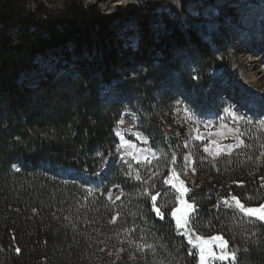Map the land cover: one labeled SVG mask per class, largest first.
<instances>
[{"label": "trees", "instance_id": "16d2710c", "mask_svg": "<svg viewBox=\"0 0 264 264\" xmlns=\"http://www.w3.org/2000/svg\"><path fill=\"white\" fill-rule=\"evenodd\" d=\"M46 1L0 0V264H197V254L189 255L196 252L170 218L171 208L159 203L158 190L134 182L122 159L108 164L107 159L117 143L113 127L124 102L138 100L149 111L158 99L159 110L170 111L172 100L161 83L166 71H181L174 50L186 47L198 76L204 68V86L218 50L191 22L181 24L183 9L170 7L171 18L155 13L157 5H170L166 1L118 6L111 13L97 6L100 0H63L51 7ZM187 1L205 21L202 8L214 0ZM129 19L137 27L134 46L112 27ZM209 34L219 48L220 24ZM37 57L52 67L37 63ZM120 79L123 98H107V86ZM156 124L166 134L168 124L176 123L168 118ZM245 133L246 147L228 158L236 167L227 158L205 166L195 155L198 194L186 201L195 205L204 228L216 226L203 235L221 236L227 252H233V238L246 241L235 261L213 264H264V223L226 224L230 220L218 203L219 195L264 192V134ZM253 145V155L260 154L256 170L244 161ZM80 171L93 180L101 175V188L83 189ZM115 184L122 194L111 201L107 193ZM156 194L163 220L152 211Z\"/></svg>", "mask_w": 264, "mask_h": 264}, {"label": "rangeland", "instance_id": "374dc122", "mask_svg": "<svg viewBox=\"0 0 264 264\" xmlns=\"http://www.w3.org/2000/svg\"><path fill=\"white\" fill-rule=\"evenodd\" d=\"M62 1L47 0L46 2L53 6ZM82 1L85 4H91L98 0ZM163 1L170 5L163 8L157 5L155 13L165 12L171 18L173 12L170 7H175L178 11L183 9L179 19L181 24L191 22L192 29L199 37L218 50L215 54L216 61L207 74L208 79L204 86L202 82V78L205 76L204 68L197 70L201 75L198 76L194 72V58L186 50V47L174 50V55L181 62V71H166L167 76L161 83V87L169 92V98L172 100V103L169 104L170 111L167 108L159 110L158 99L154 101L149 111L140 108L138 100L130 104L124 102V110L119 120L124 113H131L135 117V123L133 121L131 124L120 125L117 120L113 127V135L117 139V143L114 152L107 159V164L114 161L115 158L122 159L124 163H127L134 182L144 184V189L149 187L158 190L160 193L159 203L163 208H171L169 210L171 213L173 208L180 206L176 200L178 193L171 184L164 183L165 178H170L172 184L183 183V186L188 189L183 197L187 202L186 198L193 199L198 194L193 193V189L197 186V170L194 164L196 154L202 157L205 166L225 158L228 160L238 150L246 147L245 132L259 130L264 134V124L261 123L264 122V32L262 31L264 28V0H250V2L240 0L243 3L240 7H236L239 0H226L225 3L219 4L218 9L212 7L215 6L214 4L208 8L203 6L201 13L206 18L205 21L199 20L196 6L187 0H100L97 4L105 13H111L118 6ZM155 16L157 15L155 14ZM132 21L134 20L117 21L112 24V27L120 39L134 46L137 39V27ZM218 24L223 30L219 48L210 43L209 34L215 30ZM56 58H58L57 55ZM60 59L62 60V58ZM36 61L42 66H46L45 68L53 65L52 62L47 65L42 64L41 57H37ZM52 61L54 60L52 59ZM62 63L64 61H61ZM156 65H160V63L157 62ZM193 76H197V79L194 80ZM123 80L120 79L116 84L107 86V98L112 97V94L116 99L123 98L124 87L118 84ZM256 101L261 104V108L257 110L253 109ZM188 108L192 111L186 112L185 109ZM239 116L244 119H236ZM167 117L178 126H183L185 135L181 134L176 124H174L175 126L168 124L166 134L160 131L156 123L161 120L166 121ZM119 130L127 141L134 144L135 148L132 152L116 149L119 144V135H117ZM189 139H191L190 144L186 146ZM255 147L253 145L245 153L243 152L247 156L244 161L249 164L248 167L252 170H256L255 165L259 166L260 162V154L253 155ZM261 153L264 154V147ZM228 161L226 164L232 165V167L237 166V161ZM66 170L74 173L71 168H66ZM137 174L140 179L136 178ZM64 176L66 177L65 174ZM77 176L80 177L77 179L82 183L83 189L101 188V175L93 180L90 179L87 172L80 171ZM121 194L122 187L115 184L109 189L107 197L113 201ZM231 197L233 196L230 194L218 196L219 206L224 211L222 217L230 220L226 224L244 225L260 221L256 217L246 216L242 213ZM237 199L246 208H258L264 204V192L249 194ZM225 201L228 203L225 204ZM189 216V226L193 233L194 243L196 242L195 236H200L205 240L219 236L216 234L203 235L202 231L212 232L216 226L211 228L208 224L204 225V228L198 220L196 211L189 210ZM170 218L175 221L171 215ZM232 241L233 252L245 247L246 241L242 236L233 238ZM218 243L219 241H212V249L219 255ZM191 247L193 248L192 245ZM193 249L198 256V249ZM217 261L219 260H213L211 264Z\"/></svg>", "mask_w": 264, "mask_h": 264}, {"label": "snow or ice", "instance_id": "6c2138e0", "mask_svg": "<svg viewBox=\"0 0 264 264\" xmlns=\"http://www.w3.org/2000/svg\"><path fill=\"white\" fill-rule=\"evenodd\" d=\"M194 80L197 79V76L192 77ZM179 103V102H178ZM186 112H191L192 110L190 108L185 109ZM238 120H243L244 117L239 116L236 117ZM251 123V121H248ZM122 123V121H121ZM264 124V122H261ZM117 135H120L117 133ZM207 151V149H205ZM13 167H16L13 165ZM19 170V169H17ZM137 179H140L139 174H137ZM165 184H171V186L176 190V193L178 195L176 196V200L179 203L178 208H173L170 215L175 219L176 228L178 234L185 236V238L188 240V243L193 246V248L198 249V264H211V261L213 260H219V261H227L231 259L232 261L236 260V253L235 252H227L225 249L228 246V242L224 240L221 236H213L209 240H205L200 236H195V243L193 241V233L191 231V228L189 226V210L195 211V205L192 203H187L183 199L185 193L188 192V189L183 186V183L180 185L172 184L170 178H165L164 180ZM143 195L147 196L148 191L145 190ZM158 195H152L151 200L154 202L152 211L155 213V215L163 220L165 218V213L162 212L161 207H158L155 202L158 200ZM119 199V197H117ZM233 201H235L236 206L239 208V210L244 213L246 216H253L258 218L260 221L264 222V204H261L258 208H246L240 200H238L235 196L231 197ZM228 202L225 201V204ZM230 206V205H229ZM179 213V214H178ZM115 219V218H114ZM183 228V231L181 229ZM212 241H219L217 244V247L220 249V254L218 255L215 251L212 249ZM145 248L153 249V245L146 244L144 245ZM19 251V249H17ZM189 255H196V253L190 251Z\"/></svg>", "mask_w": 264, "mask_h": 264}, {"label": "bare ground", "instance_id": "6f19581e", "mask_svg": "<svg viewBox=\"0 0 264 264\" xmlns=\"http://www.w3.org/2000/svg\"><path fill=\"white\" fill-rule=\"evenodd\" d=\"M219 4H220V2L217 3V4H214L215 6L208 5V7L209 6H212L213 8H216L217 7L216 9H218L219 8ZM132 22L135 24V21H132ZM262 31L264 32V28H263ZM121 121H122V123H121ZM132 122L135 123V117L131 113H126V114L124 113L123 117L119 120V124L120 125H124V124L127 125V124H131ZM117 129H119V128H117ZM119 134H120L118 136L119 144L117 146V149L119 151H126V152H130L131 151L132 152L134 150V148H135L134 147V144H132L131 142L127 141L123 137V135L121 134V131L120 130H119Z\"/></svg>", "mask_w": 264, "mask_h": 264}, {"label": "water", "instance_id": "95a60500", "mask_svg": "<svg viewBox=\"0 0 264 264\" xmlns=\"http://www.w3.org/2000/svg\"><path fill=\"white\" fill-rule=\"evenodd\" d=\"M190 140H191V139H189V140L186 142V146H189V144H190ZM116 149H117V146H116Z\"/></svg>", "mask_w": 264, "mask_h": 264}, {"label": "built area", "instance_id": "2783aa9c", "mask_svg": "<svg viewBox=\"0 0 264 264\" xmlns=\"http://www.w3.org/2000/svg\"><path fill=\"white\" fill-rule=\"evenodd\" d=\"M45 1V0H44ZM49 7H51V5L50 4H48L47 2H45ZM95 3V2H94ZM99 3V2H98ZM91 4H93V3H91ZM97 6H98V4H97ZM104 12V11H103ZM105 13V12H104Z\"/></svg>", "mask_w": 264, "mask_h": 264}]
</instances>
